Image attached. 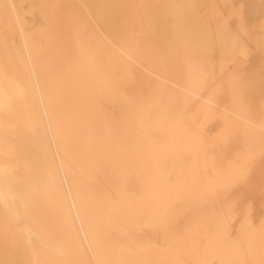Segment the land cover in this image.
Instances as JSON below:
<instances>
[{
  "label": "bare ground",
  "instance_id": "bare-ground-1",
  "mask_svg": "<svg viewBox=\"0 0 264 264\" xmlns=\"http://www.w3.org/2000/svg\"><path fill=\"white\" fill-rule=\"evenodd\" d=\"M0 264H264V0H0Z\"/></svg>",
  "mask_w": 264,
  "mask_h": 264
}]
</instances>
